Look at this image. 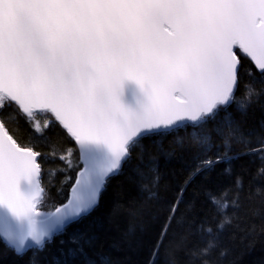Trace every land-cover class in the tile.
Returning <instances> with one entry per match:
<instances>
[{"label":"snow or ice","instance_id":"6c2138e0","mask_svg":"<svg viewBox=\"0 0 264 264\" xmlns=\"http://www.w3.org/2000/svg\"><path fill=\"white\" fill-rule=\"evenodd\" d=\"M253 69L264 79V0H0V242L18 256L28 241L43 248L97 203L109 178L135 166L147 140L183 145L187 134L206 146L205 127L221 113L242 139L228 109L241 72ZM49 133L71 141L83 167L68 204L44 213L42 164L71 166L72 156L41 151ZM260 145L250 154L264 161ZM235 186L231 200L225 191L212 202L239 208ZM216 246L210 239L186 255L211 264Z\"/></svg>","mask_w":264,"mask_h":264},{"label":"trees","instance_id":"16d2710c","mask_svg":"<svg viewBox=\"0 0 264 264\" xmlns=\"http://www.w3.org/2000/svg\"><path fill=\"white\" fill-rule=\"evenodd\" d=\"M245 67L252 65L245 61ZM228 111L242 139L223 127L221 113L205 127L206 146L187 134L183 145L171 137L145 141L135 166L108 180L91 214L23 256L0 242V264H200L186 253L198 251L210 239L217 244L207 257L211 264H264V195L255 193L257 187L264 189V173L259 172L264 161L260 154H250L264 140V79L254 69L252 76L241 72ZM36 119L43 124L47 117L38 114ZM17 133L26 135L23 127ZM48 135L50 147L41 151L59 156L71 148L72 156L71 166L59 159L42 164L45 198L40 209L45 211L67 201L82 168L71 141ZM209 161L213 163L206 168ZM237 179L240 207L215 205L212 197L219 200L225 191L233 198ZM218 222L226 225L223 231L215 230ZM202 224L213 228L211 236L199 230ZM161 239L163 246L155 256Z\"/></svg>","mask_w":264,"mask_h":264},{"label":"water","instance_id":"95a60500","mask_svg":"<svg viewBox=\"0 0 264 264\" xmlns=\"http://www.w3.org/2000/svg\"><path fill=\"white\" fill-rule=\"evenodd\" d=\"M81 164H82V163H81ZM82 167H83V165H82ZM79 172H80V171H79ZM79 172H78V174H79ZM78 174H77V176H78ZM107 181H108V180H107ZM107 181H106V183H105V185H104V187H103V189H102V191H101V194H100V197H99L97 203H96V204H95L90 210H88L86 213L82 214L80 217H78V218H74L70 223H67V224L64 225L61 229H59V230H55V231L53 232V234H52V238H53L54 235H56V234L62 232V231H63L67 226H69L70 224H72V223H74V222L80 220L82 217H85V216H88L89 214H91V213H92V212L98 207V205L100 204V200H101L102 193L104 192V190H105V188H106ZM75 182H76V180H75ZM75 182H74L73 186H72L71 189H70V194H69L68 200H67L64 204L60 205L59 207H63L64 205L68 204L69 200L72 199V197H73L72 189H73V187L75 186ZM39 211L44 212V211H42V210H39ZM54 211H55V210H53L52 212H54ZM44 213H46V212H44ZM50 213H51V212H50ZM52 238H51V239H52ZM48 241H49V240H46L45 243L48 242ZM33 247H38V246L34 245V243H33L32 241H28V243L26 244V251L29 250V249H31V248H33ZM26 251H25V252H26Z\"/></svg>","mask_w":264,"mask_h":264},{"label":"rangeland","instance_id":"374dc122","mask_svg":"<svg viewBox=\"0 0 264 264\" xmlns=\"http://www.w3.org/2000/svg\"><path fill=\"white\" fill-rule=\"evenodd\" d=\"M58 207H59V206H58ZM56 208H57V207H56ZM56 208H55V209H56ZM55 209H53V210H55ZM53 210H51V211H45V210H44V212H46V213H50V212H52Z\"/></svg>","mask_w":264,"mask_h":264}]
</instances>
